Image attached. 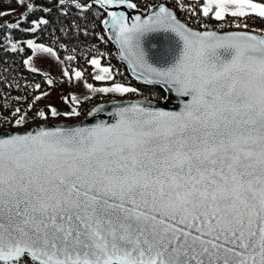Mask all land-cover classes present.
Returning a JSON list of instances; mask_svg holds the SVG:
<instances>
[{
	"label": "snow or ice",
	"instance_id": "1",
	"mask_svg": "<svg viewBox=\"0 0 264 264\" xmlns=\"http://www.w3.org/2000/svg\"><path fill=\"white\" fill-rule=\"evenodd\" d=\"M15 2L25 13L0 27L37 34L49 24L37 18L21 27L35 5ZM93 2L107 13L101 22L109 39L134 72L141 70L138 78L186 99L179 111L133 103L119 108L114 122L0 133V264H264V35L195 31L166 3L129 23L128 15L108 9H137L136 0ZM75 6L92 7L79 0ZM202 14L217 21L264 18V2L206 0ZM154 32L168 34L170 47L176 40L167 67L150 63L144 49ZM26 47L31 55L23 63L53 85L35 60L63 64L58 50L36 39ZM11 51L25 48L12 43ZM88 62L98 70L95 80L112 81L100 88L87 83L91 92H138L116 83L100 59ZM83 75L69 66L61 70L69 82ZM63 99L81 104L75 95ZM60 115L81 112L72 107L61 114L51 104L36 112L42 120ZM12 117L17 127L29 119L21 108Z\"/></svg>",
	"mask_w": 264,
	"mask_h": 264
},
{
	"label": "trees",
	"instance_id": "2",
	"mask_svg": "<svg viewBox=\"0 0 264 264\" xmlns=\"http://www.w3.org/2000/svg\"><path fill=\"white\" fill-rule=\"evenodd\" d=\"M35 5V11L29 14V18L22 22L21 27L31 26V20L37 18L48 19L49 24L42 25L43 31L37 34L24 32L19 29L12 30L0 27V131L15 129L12 113L16 108H21L23 112L29 109L33 104L34 97L48 92L51 85L46 83V77L32 73L28 66L23 62L31 55V50L26 47V40L36 39L46 45L53 46L58 50V54L68 63V66L81 70L86 83L93 87H102L112 84L111 80L97 81L92 77L94 66L88 61L91 58L101 60L102 66H110L113 69V75L116 83H121L138 89L137 93H126L122 99H145L151 102L160 103L166 98L165 91L157 85L142 84L128 74L124 63L118 58L114 45L109 40L103 27L102 20L107 19L104 9L95 4L93 0H79L81 4H91V8H76L75 0H65L61 5L59 0H31ZM138 10L145 11L153 4L166 3L171 7L177 17L194 28L215 29L218 31L226 30H247L264 35V18L256 15L248 17L226 16L224 20L217 21L211 15L205 17L202 14V5L204 0H182L187 6L186 9L178 7L174 0H136ZM264 2V0H257ZM15 0H0V12H12L11 16L5 17L0 21V26L9 22H14L24 11L20 10ZM44 8L50 11H43ZM239 24L241 27L237 28ZM247 24V28L243 25ZM103 36L104 40L100 37ZM17 43L24 46V52H12L11 44ZM9 47H6V45ZM60 44L66 45L60 48ZM72 55L76 59L68 61L67 56ZM40 84L41 88L36 89L35 85ZM106 94H95L88 100H81L80 105H75L81 112L80 116L72 119H63L70 122L82 118L86 112L95 104L110 101ZM62 121V119L50 120ZM31 126L27 124L24 127Z\"/></svg>",
	"mask_w": 264,
	"mask_h": 264
},
{
	"label": "water",
	"instance_id": "3",
	"mask_svg": "<svg viewBox=\"0 0 264 264\" xmlns=\"http://www.w3.org/2000/svg\"><path fill=\"white\" fill-rule=\"evenodd\" d=\"M159 4V3H158ZM172 9V8H171ZM109 11H116V12H123L125 15L130 17L129 23H131L137 15H141L142 17L148 16L153 9L147 8L145 11H141L138 9H129L126 6H119L116 8H109ZM175 13V11L172 9ZM107 14V13H106ZM176 14V13H175ZM177 16V15H176ZM108 18V16H107ZM178 18V17H177ZM179 19V18H178ZM182 23L186 26L192 28L195 31H214L219 35H223L229 32H237V31H246L251 34L261 35L259 33L247 30H226V31H218L215 29H205V28H194L179 19ZM108 38L111 36V32L105 28L103 25ZM111 43L114 45L118 58L124 63L125 67L127 68L128 74L134 80L143 83L142 79L138 78L140 69H137L136 72L132 70V66H130L129 62L123 58L124 53L119 49V46L111 39H109ZM144 49L148 53L149 62L152 63L154 66L157 67H167L168 64L171 62L172 58V48L176 45V40L171 42V47L168 40V34L162 32H154L147 35L143 41ZM148 85V84H146ZM165 91L166 98L163 102L155 103L145 99H116L110 100L106 102L97 103L92 106L86 114L77 120L65 123V122H42L38 124H33L28 127H24L21 129H12L7 131H0L3 134H15L21 133L23 134L26 131L36 132L39 130V127L44 126L47 128H54V127H84V126H91L95 123L101 121L107 122H114L115 116L113 115L119 108L127 107L133 103H141L144 104L145 102L148 103L151 107L159 108L165 111H179L180 107L182 106L183 101L186 99L185 97L178 96L174 90L169 91L166 90V86L157 85ZM103 106V110L99 112H95L96 108ZM89 111H93L94 115H88Z\"/></svg>",
	"mask_w": 264,
	"mask_h": 264
},
{
	"label": "rangeland",
	"instance_id": "4",
	"mask_svg": "<svg viewBox=\"0 0 264 264\" xmlns=\"http://www.w3.org/2000/svg\"><path fill=\"white\" fill-rule=\"evenodd\" d=\"M204 3H206V0H204ZM204 3L202 5L204 6ZM25 10L24 6H21L20 10H18L16 13L22 12ZM202 12V11H201ZM255 15V14H253ZM11 16V14L7 15V17ZM257 16V15H256ZM214 18V16H212ZM248 17V16H247ZM2 19H5V17H2ZM0 19V21L2 20ZM6 47H9L7 44ZM35 60V58H34ZM36 66L44 70L45 72H48L51 78L55 81L53 85H51V89L47 92L48 96L43 97L42 99L33 102L34 106L31 109L26 110L25 112L28 113V121L26 124L23 126L17 127L15 129H21L24 128L25 125L27 124H38L42 122H65L63 119H72L75 116H64L60 115L57 117H51L47 120H42L41 118L36 116V112L41 109H45L46 105H53L57 108V110L63 114L67 111H70L72 107H75L74 103H66L63 99L64 96H71L75 95L77 96L80 100H84V96L87 95L89 97H92L95 94H105V93H93L86 87V82L84 78H82L81 81H76L75 78L73 77V81L69 82L67 78H64L61 76V70L65 66H68V63L64 62L63 64H60L58 61H56L54 58H47V59H40V60H35ZM98 73V70L94 68L92 72V77ZM108 86H111L108 85ZM108 86H102V87H108ZM94 88H100V87H94ZM42 95V94H41ZM125 94H114V93H107L105 96H108L109 99L116 100V99H122ZM57 119H62V121H50V120H57ZM71 122V121H70Z\"/></svg>",
	"mask_w": 264,
	"mask_h": 264
}]
</instances>
